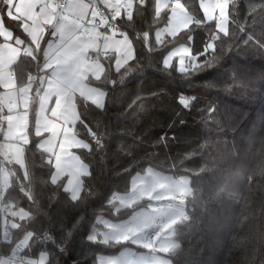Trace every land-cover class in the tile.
I'll use <instances>...</instances> for the list:
<instances>
[{
	"label": "trees",
	"instance_id": "16d2710c",
	"mask_svg": "<svg viewBox=\"0 0 264 264\" xmlns=\"http://www.w3.org/2000/svg\"><path fill=\"white\" fill-rule=\"evenodd\" d=\"M153 3L134 12L131 21L120 18L135 57L118 71L107 63L105 75L91 80L106 93L103 108L78 101L75 132L91 151L75 149L90 171L76 201L66 177L53 183L54 166L35 135L33 95L27 175L10 165L13 178L3 199L29 216L10 230L13 238L6 243L0 218V254L13 252L27 235L23 256L36 259L45 252L46 264H100V256L120 253L128 242H92L90 235L98 215L131 216L139 205L117 213L115 197L129 192L133 178L150 168L191 183L188 215L175 227L177 248L166 255L171 264H264V0L230 2L228 35L217 33L215 40V22L206 20L201 0H181L202 24L162 43L156 33L169 23L170 12L156 17ZM5 24L30 43L19 21L5 17ZM209 42L215 50L200 56L195 69L180 72L177 60L163 63L179 46L195 55ZM39 59L41 66L43 56ZM35 63L20 57L13 66L18 84L38 72ZM184 95L191 97L187 104Z\"/></svg>",
	"mask_w": 264,
	"mask_h": 264
},
{
	"label": "snow or ice",
	"instance_id": "6c2138e0",
	"mask_svg": "<svg viewBox=\"0 0 264 264\" xmlns=\"http://www.w3.org/2000/svg\"><path fill=\"white\" fill-rule=\"evenodd\" d=\"M0 3L3 5L0 7V25L3 26V30L0 31V38H2V42H0V88H3L5 92L22 89L30 94L35 86L36 90L42 89L40 97L45 99L47 93L57 92L56 95L52 96L56 98L54 108L48 107L51 100L47 101L46 104L41 103L39 105V112L35 120V135L40 136L44 132L51 133L50 138L46 139L40 147L55 157L56 175L53 177V183L57 182L62 175H70L72 178L68 180L66 188L75 193H80L82 180L79 177L90 175V173L80 157L73 155L69 150L73 147H80L91 151V147L85 141L78 139V133L68 125L80 120L76 111L77 95L91 100L101 109L103 108L102 100L105 96V92L100 88L90 87L86 83L89 74L96 80H100L104 72L103 65L98 60H91L87 54L89 50H98L101 47L100 41L103 40L105 50L111 46L121 53L122 60L116 61V68L119 70L122 62L126 63L129 58H132V46L126 34L122 32L123 40H114L119 27L110 21H116L122 15L131 21L134 12H139L148 7L149 0H60V2L58 0H25L22 7L20 6L21 0H0ZM153 6L156 17H159L161 12L165 10L170 12L171 28L169 30L173 35L180 28L186 29L193 23L202 24L201 20H196L188 13L181 0H154ZM200 6L206 20L215 22L216 32L213 34V40L219 39L217 33L228 35V10L230 7L233 8L230 0H208V2L201 0ZM5 17L19 21V27L23 33L30 37V44L26 45L24 39L14 35V32L6 27ZM45 26H51L59 39V43H48L46 48L42 49L41 43L46 32ZM101 26H106L107 31L98 32L97 29ZM109 31L112 35L107 34ZM156 38L157 41L160 40L159 33H157ZM145 39H147L146 34ZM191 40L192 37L189 36V43ZM208 49L215 50L214 42H209L204 52L195 55H193L190 47L178 48L171 52L163 63L165 66H169L172 58L179 55L180 72L186 71V58L189 60L187 67L195 69L199 67L196 61L200 56L206 57ZM21 55L31 57L36 62L35 67L38 69V73L36 75L29 73L27 78L18 85L12 66L17 63ZM41 56L44 58L42 67L39 59ZM56 101H59V104ZM183 102L187 104V101ZM17 107L18 105L9 107L7 110L12 113ZM49 112L51 118L54 119L49 118ZM5 119L8 123V139H14L24 144L29 143L26 135L28 114L25 119H20L17 115H7ZM57 121H62V123ZM89 135H92L98 144L100 143L91 130H89ZM7 148H14L13 155L16 163L23 165V149L19 143L14 146L8 145ZM48 163L51 164L52 161L49 160ZM159 186L165 187L162 183ZM135 190L136 184L134 183L133 191ZM154 191L155 186L150 185L142 188L141 194L152 199ZM155 199H171V197L157 195ZM11 215L19 216L21 219L29 216L24 209H20L18 212L12 211ZM144 223L146 226L151 225V218H146ZM11 227L18 228L19 224L12 223ZM166 230L167 228H165ZM135 234L130 232L128 235L121 236L116 239V243H127ZM161 237L160 232H158L152 242L138 244V246L146 248L149 252L169 253L171 250L169 247L160 246L157 242L161 240ZM41 264H43L42 261ZM101 264H147V262L143 259L139 261L124 260L122 262L109 260L102 261Z\"/></svg>",
	"mask_w": 264,
	"mask_h": 264
},
{
	"label": "crops",
	"instance_id": "0c3cea01",
	"mask_svg": "<svg viewBox=\"0 0 264 264\" xmlns=\"http://www.w3.org/2000/svg\"><path fill=\"white\" fill-rule=\"evenodd\" d=\"M59 1L60 0H58V2ZM24 3H25V0H21L20 6L22 7L24 5ZM37 11H38V9H37ZM169 25L171 28L170 22L166 26H169ZM45 28H46V32L43 36L42 43L45 40V37L49 38V36H51V39H48L47 44L48 43H54V44L59 43V39L56 36L55 32L52 30L51 26H45ZM227 28H228V26H227ZM183 29H185V28H180L176 32V34H178L179 31H181ZM2 30H3V26L0 25V31H2ZM97 31L104 33L100 27L97 29ZM121 32L122 31L116 32V35L114 36V40H117V41L123 40L124 37L121 35ZM122 33H124V32H122ZM107 34L112 35L111 32H108ZM171 36H174V35L172 34ZM27 38L30 40V37L27 36ZM127 38H128V40L132 46V58H129L126 63L130 62L135 57V51H134L132 41L130 40L129 36H127ZM166 38L167 37H165V39ZM42 43H41V45H42ZM103 43H104L103 40H101L100 41L101 47L95 51L89 50V52L87 54L88 57L91 58V60H98V62L103 65L104 72L101 75V78L105 75V72H106L107 67H108L107 63L111 64L114 67V69L116 71H118L116 68V61L122 60L121 53L119 51L115 50V48L111 47V46L107 50H105L103 48ZM26 45H28V44H26ZM179 47H187V46H179ZM45 48H46V46H45ZM177 59L178 58L176 57L175 60H177ZM179 60H180V58L177 60L178 64H179ZM43 63H44V58L42 59L41 67L43 66ZM126 63L122 62L120 68H122ZM179 67H180V65H179ZM120 68H119V70H120ZM186 69H187V67H186ZM48 71H50V70H48ZM37 73H34L33 75H36ZM91 80H96V79L89 74L88 81H86V83H88L90 87H98V86L92 84ZM16 82H17V79H16ZM98 88H100V87H98ZM0 90L3 93L2 100L0 101V121L1 122L3 121V123H4V127H3L4 132L2 135L4 140L8 137V123H7V120L5 119V117L7 115H17L20 117V119H25L27 117V114H28V127H29L30 120H31V117L33 114L32 113V102L34 99L33 95H35L37 97V108L35 109V113L37 115V113L39 112V105L41 103L46 104L47 101L51 100L50 103L48 104V107L50 109L54 108V101L56 98L52 97V96L57 94L56 91L47 93L46 99H45L44 97H40V92L42 91V89L38 88L36 90L35 86L33 87V92L30 94H28L26 91H23L22 89L11 90L9 92H5V90L3 88H0ZM101 90L104 91L103 89H101ZM51 97H52V99H51ZM80 99L91 103V100L81 98L79 95H77V97H76V105H77L76 111H77V114L79 117H80V113L78 112V101ZM102 101H103V106H104V104L106 102V93H105V96L103 97ZM56 103L59 104V101H56ZM17 105H18V107L15 109V111H13L12 113L8 112L7 108L15 107ZM48 115H49L50 119H54V118H51L50 112L48 113ZM77 121H75L71 125H68V127H72L75 131L74 126L77 123ZM57 122L62 123V121H57ZM28 127H27L26 131H27L28 139H29V128ZM50 136H51V133H48V132L42 133V135H40L39 147L41 146V144L44 143V141L46 139L50 138ZM77 138L81 139L78 136H77ZM1 142H3V140ZM1 142H0V146H1ZM78 148H80V147H73L69 151L73 155H78L75 152V149H78ZM40 149L42 152L46 153L43 148L40 147ZM57 151H58V149H57ZM3 153H5V151L0 150V159H2L1 164H0V179L7 178L8 180L10 179V181L12 182V179L8 175L6 176V174H5V168H6L5 166H7L8 170H9V174H11L10 169H9V167H10L9 165H11V164L12 165L14 164V165H17L18 167H20L22 173L24 175H27L24 172L23 167L20 164H17L14 159L9 157V156L13 157V153L11 151H9L5 156L3 155ZM46 154L48 155L49 160L52 161V164L54 166V174L52 176V180H53V177L56 175L55 157L53 155H51L50 153H46ZM6 156H8L7 159L6 160L3 159ZM80 159H81V157H80ZM81 161L88 168V165L82 159H81ZM9 163H11V164H9ZM25 165H26V163H25ZM146 170H147L146 172L139 173L138 175H136L133 178L132 183H131L132 188L129 192L124 193V195L116 196L117 206H116L115 212H117V213L122 212V211H124V209H126L128 207H132L133 205H137V204L139 205V207L136 208L130 214L131 216L125 218L124 220H117V219H113L111 217L109 218V217L104 216V215H98L99 217L97 218V223H96L95 227L93 228L92 233L90 235V240L92 242H95L98 240V241H101L103 243H105V241H107V243H105V244H109L110 242L116 243L117 238L124 236V235H128L130 232L136 233L132 237V239L128 242L130 245L125 247L122 251H120V253H118L116 255H111V256H104V255L100 256V258H99L100 264L102 261L106 262L109 260L122 262L124 260H137V261H139L141 259L145 260L147 262V264H171V261L169 260V258H167L166 255H168L171 251H173L175 248H177V243L175 242V234H176V228L175 227L180 221L184 220V218H186L188 215V213H187L188 202H189V197L192 195L191 183H190V180L186 177L175 178L174 176H172L170 174L165 175V174L159 173L155 169L148 168ZM88 171H89V168H88ZM149 171H151V172H149ZM89 173H90V171H89ZM11 176L13 178V174H11ZM64 177H66V182H65L66 183L65 187H66L68 180L71 179L72 177L70 175H62L60 178H58L57 181H59L60 179H62ZM82 177L83 176H80L79 179L81 180ZM11 182H9L8 185H10ZM134 183L136 184V190L135 191H133V184ZM161 183L164 184L165 187H163V188L160 187L159 185ZM150 185L155 186V191L152 193V196H153L152 199H149L147 195L141 194L142 188L150 186ZM67 190L70 192V194H72L73 191L71 189H67ZM157 195L170 196L171 199H155V197ZM177 196H181L184 199L178 201L176 198ZM1 203H2V197L0 195V205H1ZM160 216H162L165 219V221L162 225V231L160 233V235L162 236L161 240L157 241V242L159 243L160 246L169 247L171 249L169 253L149 252L146 248L138 246V244L146 243L144 236H143V230H144L143 228L148 227L144 223L145 219L151 218V220L153 221L155 217H160ZM14 219L15 218L12 217V219L9 221V223H7V225L5 226L3 231H6L7 229H9V230L13 229L11 227L12 223H17V224L19 223V220L17 222V220L16 219L14 220ZM165 228H167L166 231H165ZM93 237L95 239H92ZM30 238H31V235H30L29 239ZM24 241L25 240H23V242ZM0 259H5L6 263H8V260L5 257H3V258L0 257ZM26 259H28V261H30L29 257H26ZM47 259H48V256L46 258H44L43 263H47ZM39 263H41V262H39ZM39 263H37V264H39ZM0 264H2V263H0Z\"/></svg>",
	"mask_w": 264,
	"mask_h": 264
},
{
	"label": "built area",
	"instance_id": "2783aa9c",
	"mask_svg": "<svg viewBox=\"0 0 264 264\" xmlns=\"http://www.w3.org/2000/svg\"><path fill=\"white\" fill-rule=\"evenodd\" d=\"M233 0H230V2H232ZM60 2V1H59ZM101 7H103L101 5ZM105 12L107 14V10L105 9ZM121 18V17H120ZM120 18H117L116 21H110V23H115L118 25L119 27V31L122 30V21H120ZM102 29L103 32L107 31L106 26H101L100 27ZM117 31V32H119ZM110 32V31H109ZM147 47H149V44L146 45ZM3 97V93L0 90V101L2 100ZM191 99V97L189 95H184L181 97L182 101H186ZM4 127V123L3 121H0V131L3 130ZM8 190V186L5 184L0 183V195L4 196L5 193ZM178 201L183 200L184 198H182L181 196H177L176 197ZM116 199V197H115ZM114 199V200H115ZM172 205V204H171ZM13 205L9 204V203H2V205H0V218L2 219V225L4 226L7 222L8 216L10 214V211L12 209ZM7 209H9V211H6ZM165 219L160 216V217H155L154 220L152 221V224L145 228L144 230V237L146 239V241L152 242L153 238L156 236V234L158 232L161 233L162 231V225L164 223ZM13 238V233H11V231H7L6 234L2 235V239L1 242H8ZM15 249L13 250V252H11V254L9 256H7V260L9 264H24V256L22 254L23 250L25 249V244L23 243V241H18L15 244Z\"/></svg>",
	"mask_w": 264,
	"mask_h": 264
},
{
	"label": "rangeland",
	"instance_id": "374dc122",
	"mask_svg": "<svg viewBox=\"0 0 264 264\" xmlns=\"http://www.w3.org/2000/svg\"><path fill=\"white\" fill-rule=\"evenodd\" d=\"M205 2H208V0H205ZM217 15H218V12H217ZM229 23V22H228ZM227 26H228V24H227ZM169 29H170V25L169 26H164V28H161V29H159L158 31H157V33H159L160 34V40L158 41V42H160V43H162V42H164V40H165V37H168V36H171L172 34H171V32L169 31ZM122 31V30H121ZM157 33H156V35H157ZM175 36V35H174ZM179 48H182V47H179ZM177 50V49H176ZM176 50H174V51H176ZM173 52V51H172ZM171 54V53H170ZM169 54V55H170ZM168 55V56H169ZM167 56V57H168ZM176 57L179 59L180 58V56L179 55H177V56H175V57H173L172 58V60L170 61V64L173 62V60H175L176 59ZM167 59V58H166ZM177 59V60H178ZM180 61V60H179ZM188 64H189V60L186 58L185 59V68L188 66ZM180 65V64H179ZM103 102V101H102ZM3 132H4V130H2V131H0V134L1 135H3ZM26 135L28 136V134H27V131H26ZM3 137V136H2ZM3 140V142H1ZM2 140L0 141L1 142V146H0V150H4L5 152H9V151H11L12 153H14V148H12V149H8L7 148V146L8 145H16L17 143H19V146L23 149V155H22V159H23V165H21L22 167H23V169H24V172L26 173V165H25V163H26V158H25V146H26V144H24V143H22V142H19V141H17V140H10V139H8V137L4 140L3 138H2ZM28 144V143H27ZM3 155L5 156L6 154L5 153H3ZM7 157L8 156H6V157H4L3 159H7ZM10 158H12V159H14L15 160V158H14V155H13V157H11V156H9ZM9 164H11V163H9ZM17 164H19V163H17ZM12 165V164H11ZM10 166V165H9ZM6 168H5V174H6V176L8 175L11 179H12V176H11V174H9V170H8V168H7V166H5ZM27 174V173H26ZM82 180V179H81ZM9 182H11L10 181V179L8 180L7 178H4V179H0V183H2V184H5V185H8V183ZM9 186V185H8ZM83 180H82V185H81V191H82V189H83ZM81 193V192H80ZM80 193H75V192H72V194H71V198H72V200H74V201H76V200H78L79 199V196H80ZM6 194V193H5ZM2 197V203H3V199H4V197H5V195L4 196H1ZM2 203H1V205H2ZM7 203H9V204H11V205H13V207H12V209H11V211H10V214H9V216H8V219H7V222H6V224L3 226L2 225V229L4 230V228H5V226L7 225V223H9V221L12 219V217H14V216H12L11 215V212L12 211H16V212H18L19 210H15V208H14V204L13 203H11V202H7ZM25 211V210H24ZM16 220H17V222H18V220L20 221L21 220V218L19 217V216H15L14 217ZM14 219V220H15ZM150 226V225H149ZM148 226V227H149ZM144 230H145V228H143ZM2 230V231H3ZM11 230V229H10ZM9 229H7L6 231H3L2 233H3V235L4 234H6V232L7 231H10ZM144 230H143V236H144ZM29 237H30V235H27L26 237H25V241L23 242L25 245H27L28 243H29ZM144 239H145V237H144ZM145 241H146V239H145ZM27 242V243H26ZM146 243H148L147 241H146ZM11 254V253H10ZM10 254H6V255H4V254H0V257H5L6 259L8 258L7 256H9ZM47 257V254L45 253V252H42V253H40L39 254V256L36 258V259H34V258H30V261H28V259H26V257H24V264H37V263H39V262H43V260H44V258H46ZM26 259V260H25ZM27 262V263H26ZM0 263H2V264H8V263H6V260L5 259H0ZM39 264H41V263H39ZM43 264H46V263H43Z\"/></svg>",
	"mask_w": 264,
	"mask_h": 264
}]
</instances>
